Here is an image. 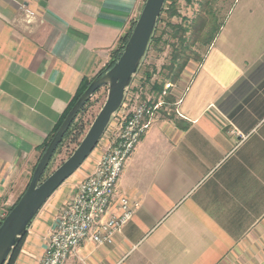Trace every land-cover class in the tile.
Segmentation results:
<instances>
[{
  "label": "crops",
  "instance_id": "crops-1",
  "mask_svg": "<svg viewBox=\"0 0 264 264\" xmlns=\"http://www.w3.org/2000/svg\"><path fill=\"white\" fill-rule=\"evenodd\" d=\"M143 3L0 0V212ZM176 89L175 116L153 122L119 181L139 203L135 215L112 244L86 242L66 264H264V0L234 1ZM90 157L35 218L15 264H41L62 208L101 155Z\"/></svg>",
  "mask_w": 264,
  "mask_h": 264
},
{
  "label": "water",
  "instance_id": "water-1",
  "mask_svg": "<svg viewBox=\"0 0 264 264\" xmlns=\"http://www.w3.org/2000/svg\"><path fill=\"white\" fill-rule=\"evenodd\" d=\"M166 0H146L123 53L104 75L93 79L54 135L18 202L0 226V264H6L14 249L56 191L72 177L95 151L113 117L122 108L163 12ZM108 87L107 100L75 152L46 180H42L58 147L73 122L97 91Z\"/></svg>",
  "mask_w": 264,
  "mask_h": 264
},
{
  "label": "built area",
  "instance_id": "built-area-1",
  "mask_svg": "<svg viewBox=\"0 0 264 264\" xmlns=\"http://www.w3.org/2000/svg\"><path fill=\"white\" fill-rule=\"evenodd\" d=\"M153 112L148 103L139 102L128 114L121 109L117 113L120 117L105 153L62 208L41 264H66L86 242L112 244L131 221L139 203L119 193V181L127 161L154 122Z\"/></svg>",
  "mask_w": 264,
  "mask_h": 264
},
{
  "label": "rangeland",
  "instance_id": "rangeland-1",
  "mask_svg": "<svg viewBox=\"0 0 264 264\" xmlns=\"http://www.w3.org/2000/svg\"><path fill=\"white\" fill-rule=\"evenodd\" d=\"M145 1L146 0H144V2ZM207 1H210V10H208V7H206ZM234 1L235 0H191L189 3L186 0H169V2L165 4L164 8H166V10L169 9L170 11V8L174 7L177 11V16L169 19L168 13L162 12V20L159 24H157L155 29V36L157 38H161L162 41L160 44L152 45L148 49L143 61L141 62L137 74L134 76L132 85L127 90L124 101L125 107L123 105V109L121 108V113L125 112L128 114V111L132 109L135 104L141 102L148 103V106L153 109V121L173 118L175 116L176 99L174 95L177 93V81L174 82L172 79V74L170 73L169 68L172 64L174 51H179L181 46L180 42L172 37L173 30L169 25H182L184 27L190 26L191 28H194L193 26H195L202 17H205L206 19L209 18L211 25H213L215 21L217 22L216 25L222 24ZM209 11L215 15V21H213L212 17H209ZM138 17L139 15L136 19H138ZM210 28L207 29V32L201 36V38L197 41V43H194V45L192 42L197 39V35H194V32H189L186 34V38L188 39L187 44L191 46L190 49L186 50V55L189 56V62L187 66L189 64L200 63V61L205 57L208 49L206 46L207 44L205 43L209 34H211ZM180 61L182 62V60ZM149 74L151 75L150 79H148ZM108 91V87L102 88L100 92L92 98L93 106L89 108L88 112L84 116L86 128L79 140V144L84 139L92 123L104 106L107 100ZM119 117L120 116H118V114L113 117V124L111 121L109 130L107 129V133H105L103 136L101 142L95 149L94 154L92 153L93 155L90 157L91 160H93L94 157L98 155H101L102 157L103 153H105L106 147L109 144V138L116 130V124L119 120ZM77 147V144L67 142L62 148L60 154H58L52 161L44 179L52 175L71 156V154L75 152ZM41 156L42 154L39 152L38 159L34 166L37 165ZM34 166L32 167V170ZM32 175L33 174L31 171L30 178H28L20 192H18L16 195V201L27 189L32 179ZM9 208L10 207H8L6 210ZM6 210L4 212H0V215L3 216Z\"/></svg>",
  "mask_w": 264,
  "mask_h": 264
},
{
  "label": "trees",
  "instance_id": "trees-1",
  "mask_svg": "<svg viewBox=\"0 0 264 264\" xmlns=\"http://www.w3.org/2000/svg\"><path fill=\"white\" fill-rule=\"evenodd\" d=\"M189 3L191 2V0H186ZM169 2V0H166L167 4ZM209 4L210 1L206 3V7H208V10H210L209 8ZM168 13V17L169 19L174 18L175 16H177V11L174 7L170 8L166 10V8L163 9V13ZM162 13V14H163ZM210 14V18L212 17L213 21H215V15L209 11L208 12ZM137 20V19H136ZM136 20H134L131 24L130 29L127 31V33L119 40V43L117 45V47L112 51L111 53V60L110 62L106 65V67L104 69H102L95 78L100 77L102 75H104L107 71H109L115 64L116 62L119 60V58L121 57L124 47L127 44L129 37L131 35V32L133 30V27L136 23ZM162 20V15L160 16L158 23L159 24ZM210 19H206L205 17H202L201 20H199V22H197V24L195 26H193L194 28H191L190 26H182V25H169L171 27V29L173 30V35L172 37L175 40H178L180 42V46L181 49L179 51L175 50L173 53V58H172V64L169 68L170 73L172 74V79L174 80V82L178 81L180 79V76L182 75V73L184 72L188 62H189V56L186 55V50L190 49L191 46L188 45V39L186 38V34H188L189 32H194V35H197V39H195L192 44L194 45V43H197V41L201 38V36H203L206 32L207 29L210 28L211 29V34H209L207 41L205 44H207L206 46L208 47L207 52L209 50V48L211 47V45L213 44V42L215 41L216 37L218 36L221 28L223 27L224 21L222 24H217V22L215 21L213 25L210 24ZM156 30L154 31L153 37L150 41L149 47L148 49L152 46V45H158L161 43L162 39L161 38H157L156 36ZM206 52V53H207ZM206 55V54H205ZM186 56V57H185ZM204 59V58H203ZM202 59V60H203ZM182 60V62L180 61ZM202 60L200 62H202ZM94 78V79H95ZM151 78V75H148V79ZM92 80L89 79H84L83 82L81 83L79 90L75 96V98L73 99V101L70 103L69 107L67 108L66 112L64 113L63 117L61 118L60 122L57 124V126L55 127L54 131L49 135L48 139L46 140V142L39 147L38 151L41 152V154L43 155V153L46 151V149L48 148L50 142L52 141L54 135L56 134V132L58 131L59 127L61 126V124L63 123V121L65 120V118L67 117L68 113L71 111V109L74 107V105L76 104V102L79 100V98L82 96V94L86 91V89L89 87V85L91 84ZM100 92L97 91L96 94H98ZM95 94V95H96ZM94 95V96H95ZM93 106V101L92 99L86 104V106L82 109V111L79 113L78 117L76 118V120L73 122L71 128L69 129L68 133L65 135L61 145L58 147L52 161L54 160V158L60 154L62 148L65 146V144L67 142L70 143H75L79 146V140L82 137L84 130L86 128V122L84 121V116L85 114L88 112L89 108ZM72 155V154H71ZM41 158V157H40ZM51 161V163H52ZM50 163V165H51ZM49 167L46 170V173L48 172ZM36 166H34L33 170H32V174L35 170ZM46 173L43 177V179L46 176ZM49 177V176H48ZM47 177V178H48ZM46 178V179H47ZM42 179V180H43ZM44 179V180H46ZM25 192V191H24ZM23 192V193H24ZM22 193V194H23ZM22 196V195H21ZM20 196V197H21ZM20 197L17 199V201L15 202V204L18 202V200L20 199ZM14 204V205H15ZM14 205L12 207H10L8 210H6V212L4 213V215H0V226L2 225V222L4 221L5 217L8 215V213L11 211V209L14 207ZM26 236L21 240V242L18 244V246L14 249V251L12 252V254L10 255L8 261L6 262V264H15L17 257L20 253L21 247L23 245V242L25 240Z\"/></svg>",
  "mask_w": 264,
  "mask_h": 264
}]
</instances>
